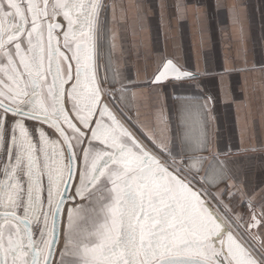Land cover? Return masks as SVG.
<instances>
[{"label":"snow or ice","instance_id":"snow-or-ice-1","mask_svg":"<svg viewBox=\"0 0 264 264\" xmlns=\"http://www.w3.org/2000/svg\"><path fill=\"white\" fill-rule=\"evenodd\" d=\"M111 7L0 0V264H264V202L233 195L211 97L174 91L142 127L114 43L101 72ZM197 79L166 58L136 87Z\"/></svg>","mask_w":264,"mask_h":264},{"label":"crops","instance_id":"crops-1","mask_svg":"<svg viewBox=\"0 0 264 264\" xmlns=\"http://www.w3.org/2000/svg\"><path fill=\"white\" fill-rule=\"evenodd\" d=\"M112 65L134 93L135 122L151 128L158 110L181 97H211L210 147L223 154L233 195L264 202V0H105ZM114 34V41L111 39ZM197 80L146 84L164 59ZM111 75V73H109ZM165 112L167 109L165 108ZM173 123L176 121L172 113ZM244 212L242 208L237 209Z\"/></svg>","mask_w":264,"mask_h":264}]
</instances>
